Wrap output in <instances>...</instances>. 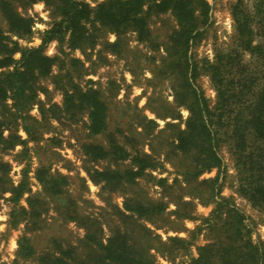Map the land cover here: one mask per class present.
Segmentation results:
<instances>
[{"label": "trees", "instance_id": "trees-1", "mask_svg": "<svg viewBox=\"0 0 264 264\" xmlns=\"http://www.w3.org/2000/svg\"><path fill=\"white\" fill-rule=\"evenodd\" d=\"M247 6L244 0H237L232 8L235 30L241 38L236 45L237 50L217 54L205 68L216 90V102L212 107L204 92L196 85L197 62L189 56L193 40L200 33L199 26L207 18L206 0H107L94 9L85 0H61V4L56 7L61 20L45 32L43 44L38 48H20L17 42L4 35L0 24V54H3L0 69L11 67L12 63L17 64L13 71L0 73V106L6 105L10 99L15 109V115L9 117L12 124L3 125L0 117V148L4 151L17 145L25 146L26 142L17 134L20 124L30 141L39 140L32 125L40 126L41 123L29 115V110L37 96L34 87L36 80L50 75L55 62V59L43 53L44 45L53 39L62 40L70 33L72 44L79 46L87 39L88 32L85 29L90 21L116 33L117 40L112 46L117 47L121 44L120 36L127 29L137 34L138 42H151V15L170 13L177 27L164 48L159 74L173 81L174 101L171 108L177 110L185 107L189 112L184 128L178 127L174 136L176 154L186 161V164L175 167L185 187L182 188L183 194L172 199L176 206L174 210L167 212L168 206L163 200L145 199L139 192L129 190L138 187L144 176L161 186L165 184V179H156L147 173L158 168L155 158L141 150L132 136L126 135L123 136L129 142L128 146L114 138H110L105 146L93 143L83 145L87 159L92 162L109 160L115 165L113 169L90 170L88 176L91 181L97 185L103 184L109 191L121 193L124 198L122 209L116 208L120 222L109 228L110 235L105 244L99 237L101 223L98 219L91 220L81 215L75 200L66 198L67 191L63 185H67L68 178L60 173H52L50 167L38 168L36 178L43 185V192L27 198L30 213L22 210L39 217L43 211H38L36 207L42 202L46 190L64 206L65 213L61 214L63 218L77 222L86 229L84 242H89L96 249L95 255L90 258L96 259L98 264H157L152 250L169 256L172 252L168 248L154 246L153 242L159 237L144 222L177 232L171 217L177 223L196 220L197 203H214L210 215L190 233L193 236L207 229L215 236L207 239L211 242L198 247V256L191 257L187 264H264V244L253 240L245 216L229 200L218 196L219 191L215 192L213 180H200L206 172L221 169L223 162L220 149L226 143L236 163L239 194L264 214V0H256L251 11ZM0 11L10 34L20 38L30 32L31 20L17 13L12 3L3 0ZM256 38L259 39L257 42ZM16 52L21 53L18 62L13 59ZM246 53L251 56L249 62H245ZM65 93L63 106H53L47 110L51 116L44 115L42 111V121L59 120L53 114L57 110L62 114L67 113L69 119H74L86 110L88 135H110L108 106L98 90L91 87L82 90L75 88ZM174 115L159 117L175 119ZM144 119L155 128L154 121ZM5 127L9 130L7 137L4 136ZM126 161L129 163L123 169L117 168ZM0 170V194L9 192L12 195L10 200L18 202L25 193L30 192L26 178L17 187L13 186L8 177L10 169L7 163L0 162ZM209 184L211 189L207 187ZM206 193L208 196H205ZM185 197L189 200H185ZM37 224L34 223L33 227ZM21 240L29 242L25 237ZM186 242V239L174 237L162 242V246L170 247L174 243L185 245ZM70 253L73 252L63 253L64 261L58 260L59 263L84 264L75 256L71 257Z\"/></svg>", "mask_w": 264, "mask_h": 264}, {"label": "rangeland", "instance_id": "rangeland-1", "mask_svg": "<svg viewBox=\"0 0 264 264\" xmlns=\"http://www.w3.org/2000/svg\"><path fill=\"white\" fill-rule=\"evenodd\" d=\"M2 1L0 0V3ZM4 1L12 3L17 13L31 20L30 32L19 38L8 32L0 11V24L4 35L17 42L20 48L40 47L45 32L61 20L56 9L61 0ZM105 1L107 0H85L92 9ZM206 1L207 18H204L199 26L200 33L193 40L189 56L197 62L196 85L204 92L212 107L216 102V90L206 73L207 63L212 62L221 52L237 50L236 45L240 43L241 38L237 36L232 16V8L237 0ZM255 2L256 0H244L250 11ZM149 26L151 42H138L137 34L127 29L120 36L121 44L113 47L117 34L97 22L90 21L85 29L88 32L87 39L79 46L72 44L70 33L62 40L53 39L44 45L43 53L55 59V62L50 75L36 80L34 87L37 96L29 110V115L41 123L40 126L32 125V130L39 140L30 141L20 124L17 134L26 142L25 146L17 145L6 151L0 148V162L9 165L8 177L13 186L17 187L26 178L30 188V192L25 193L18 202L10 200L12 195L9 192L0 194V264H61L58 260L63 262V253L69 251L74 253L69 254L71 257L75 256L84 264H98L96 259L90 258L95 255V248L90 246L89 242H84L86 229L77 222L63 218L61 214L65 213L64 206L46 190L42 202L36 207L38 211H43L41 215L36 217L24 212L25 210L30 213L27 198L43 192L44 189L36 178L38 168L50 167L52 173H60L68 178L67 185H63L67 191L66 198L75 200L81 215L90 217L91 220L98 219L102 225L99 237L101 236L103 244L106 243L110 235L109 228L120 222L116 208L122 209L124 198L121 193L109 191L103 184L97 185L89 178L90 170L113 169L115 165L109 160L92 162L87 159L83 145L88 143L105 146L110 138H114L115 141L127 145L129 142L125 141L123 135L132 136L135 144L146 153L152 154L158 164L156 170L147 173L156 179H165V184L161 186L144 176L138 187L129 190L139 192L145 199L163 200L167 203V212L175 209L172 199L183 194L182 188L185 187L182 176L177 173L175 167L186 164V161L178 158L176 154L174 136L178 127L184 128L189 112L185 107L177 110L171 108L174 101L173 81L166 75L159 74V64L165 55L164 48L169 36L177 26L170 13L151 15ZM255 40L257 42L259 39ZM2 55L0 54V58ZM20 58V52L13 55L15 62ZM244 59L249 62L251 56L246 53ZM16 65L12 63L11 67L0 69V73L11 72ZM89 87L98 90L107 103L110 135H88L86 110L81 111L74 119H69L67 113L62 114L57 110L53 114L59 120H41L42 111L44 115L51 116V112L47 110L53 106H63L66 90H82ZM13 106L10 99L6 105L0 106V117L5 126L12 124L9 117L11 114L15 115ZM164 114H175V119L159 117ZM144 118L154 121L155 128L152 124L148 125ZM3 131L7 137V127ZM220 156L223 162L221 169L206 172L200 180H213L215 192L219 191L218 196L229 200L231 205L245 216L246 223L252 230L253 240L264 244V214L239 194L236 163L226 143L220 149ZM128 163L123 162L117 168L123 169ZM207 187L211 189V184ZM185 200L189 198L185 197ZM213 209L214 203H197L196 220L177 223L171 217L177 232L168 227L156 228L155 225L144 222L159 237L153 242L154 246L168 248L172 252L169 256L167 253L163 255L152 250L157 264H187L191 257L196 258L197 248L211 242L212 240L207 239L213 238L215 233H209L205 229L192 236L190 232L200 225ZM37 222V226L33 227ZM31 228L36 229L33 231ZM23 237L29 239V242L21 240ZM174 237L186 239L187 244L162 246V242L165 243Z\"/></svg>", "mask_w": 264, "mask_h": 264}]
</instances>
